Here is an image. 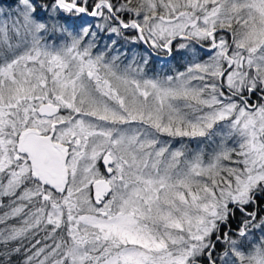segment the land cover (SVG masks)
I'll list each match as a JSON object with an SVG mask.
<instances>
[{"label":"snow or ice","instance_id":"snow-or-ice-1","mask_svg":"<svg viewBox=\"0 0 264 264\" xmlns=\"http://www.w3.org/2000/svg\"><path fill=\"white\" fill-rule=\"evenodd\" d=\"M0 264H264V0H0Z\"/></svg>","mask_w":264,"mask_h":264}]
</instances>
